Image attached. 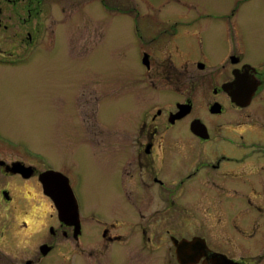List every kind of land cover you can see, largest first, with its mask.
I'll return each mask as SVG.
<instances>
[{
    "label": "flooded vegetation",
    "instance_id": "flooded-vegetation-1",
    "mask_svg": "<svg viewBox=\"0 0 264 264\" xmlns=\"http://www.w3.org/2000/svg\"><path fill=\"white\" fill-rule=\"evenodd\" d=\"M104 4V13L112 16V0ZM55 6L62 18L64 7L54 0H0V95L14 94L19 85L25 93L50 96L44 104L29 95L36 107L52 106V86L44 80L51 82L53 69L45 54L61 39ZM144 11V32L136 25L134 30L144 42L138 120L117 133L115 124L103 123H90L86 136L80 130L82 146L92 139L97 148L101 129L109 130L110 216L93 210L97 202L85 206L70 175L52 163L46 142L38 148L0 127V264H59L53 252L63 264H144L151 253H160V264H180L174 241L196 239L236 264L264 262L257 241L264 240V229L250 215L261 208L249 200L264 191V0H254L251 57L231 22L238 19L237 7ZM62 40L65 59L69 45ZM56 87L63 91L62 82ZM102 92L109 102L113 95ZM93 99L98 102V96ZM124 104V113L132 111ZM89 111L96 112L95 104ZM49 172L62 175L47 179L50 187L67 181L77 218L59 217L42 182ZM246 199L251 210L243 207ZM182 212L194 217L181 219ZM165 241L171 245L163 252Z\"/></svg>",
    "mask_w": 264,
    "mask_h": 264
},
{
    "label": "rangeland",
    "instance_id": "rangeland-1",
    "mask_svg": "<svg viewBox=\"0 0 264 264\" xmlns=\"http://www.w3.org/2000/svg\"><path fill=\"white\" fill-rule=\"evenodd\" d=\"M54 1L64 7V13L61 18L57 11L58 5L55 6L53 21L61 31V39L56 37L52 54L44 53L53 62L50 63L53 68L50 75L51 82L46 78L43 79L47 87L51 83L52 106H47V110L36 107L28 98L29 95H33L36 102L41 100L44 104L50 96L39 89L43 92L41 95L39 92L25 93L19 85H16L14 94L0 95V104L4 112V117L0 118V127L8 135L27 138L32 146L38 148L44 149L42 144L46 142L45 149L51 153L52 163L70 175L74 191L78 196H83L85 206H94L97 202L93 210L101 217L108 218L112 206L109 204L110 166L107 155L110 144L106 135L110 133L107 128L101 129L98 136V140L101 141L99 149L92 143V139L86 143L87 147L82 146L81 131L84 130L86 136V132L92 130L90 123H94L95 126L103 123L106 126L111 125V128L115 124L116 131L130 123L135 124L138 120L141 108L135 107L141 105L144 92L140 58V46L144 45V42L138 40L134 30L136 25L144 32V10L150 7L164 8V10L201 8L219 12L237 7L238 19L234 17L231 22L237 26L240 34L244 35V40L248 42L250 47L248 53L251 57L254 44V0H112V7L115 9L112 16L107 15L108 10L104 13V2L109 6V0ZM94 27L99 33L93 30ZM62 39H66L69 45L65 59ZM44 67L39 68L44 71ZM43 80L37 83V88L43 86ZM58 82L63 84L62 92L56 91ZM82 88L85 89L83 97L79 96ZM102 90L113 95L109 102L107 94ZM90 93L98 96V102L94 101L93 96H89ZM60 99L65 100V106L58 105ZM124 103H130L132 109L129 110L132 111L124 113L126 110ZM94 104L96 112L92 113L89 111V106L92 107ZM84 119L86 120L83 121ZM114 130L111 136L114 135ZM249 200L256 207L261 208V212L256 209V212L251 211L250 215L256 214L263 232L264 191L255 197L251 195ZM243 207L245 210H251L247 199ZM46 209L47 213L39 212L38 215L44 214L47 217L49 209L48 207ZM179 217L192 219L194 215L182 212ZM262 237L257 238L260 243V251H258L260 254L264 251ZM170 245L165 241L163 252ZM158 254H145L144 264H160ZM52 255L59 264L65 262L54 252L50 257ZM237 255L239 254L236 253L235 256ZM164 259L166 260L167 256Z\"/></svg>",
    "mask_w": 264,
    "mask_h": 264
},
{
    "label": "water",
    "instance_id": "water-1",
    "mask_svg": "<svg viewBox=\"0 0 264 264\" xmlns=\"http://www.w3.org/2000/svg\"><path fill=\"white\" fill-rule=\"evenodd\" d=\"M142 63H144V56ZM43 176L46 180V182L42 180L44 189L52 197L59 217L69 216L77 218V203L67 181L62 182V185L58 184L56 188L50 187L47 179L58 178L57 176L62 177V175L56 172H49ZM198 241L197 239L191 242L174 241L176 258L180 264H196L201 258H204L201 264H236L226 256L210 251Z\"/></svg>",
    "mask_w": 264,
    "mask_h": 264
}]
</instances>
